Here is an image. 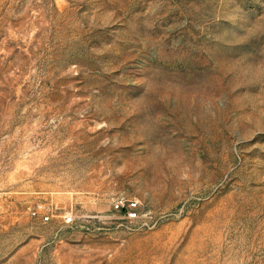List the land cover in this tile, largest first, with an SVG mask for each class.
Returning <instances> with one entry per match:
<instances>
[{
  "label": "rangeland",
  "instance_id": "obj_1",
  "mask_svg": "<svg viewBox=\"0 0 264 264\" xmlns=\"http://www.w3.org/2000/svg\"><path fill=\"white\" fill-rule=\"evenodd\" d=\"M0 264H264V0H0Z\"/></svg>",
  "mask_w": 264,
  "mask_h": 264
},
{
  "label": "built area",
  "instance_id": "obj_2",
  "mask_svg": "<svg viewBox=\"0 0 264 264\" xmlns=\"http://www.w3.org/2000/svg\"><path fill=\"white\" fill-rule=\"evenodd\" d=\"M139 208V203L134 201H118L114 205V209L117 212H120L125 215L127 220L133 222L138 219V213L137 210ZM33 217H37L38 213L33 211L32 212ZM51 220V217L49 215L44 217L45 222H49ZM66 225H71L73 223V218H65Z\"/></svg>",
  "mask_w": 264,
  "mask_h": 264
}]
</instances>
